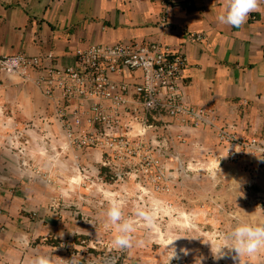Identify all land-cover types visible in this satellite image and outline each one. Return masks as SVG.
Segmentation results:
<instances>
[{"label": "crops", "instance_id": "1", "mask_svg": "<svg viewBox=\"0 0 264 264\" xmlns=\"http://www.w3.org/2000/svg\"><path fill=\"white\" fill-rule=\"evenodd\" d=\"M228 3L0 0V58L53 54L49 65L65 68L76 65L78 50L92 46L157 43L187 59L181 80L187 104L214 110L220 126L235 123L239 136L252 139L264 133V0H256L239 28L219 21ZM45 75L33 72L24 80L0 70V264H34L40 256L53 264H83V250L115 238L109 230L117 225L107 212L116 199L107 195L105 204L98 191L72 183L83 181L84 166L103 170L102 153L84 154L66 133L67 124L79 130L78 115L91 130L86 113L107 104L91 99L69 105L60 91L47 95L37 84ZM111 78L134 86L141 71ZM147 121L153 129L144 141L165 146L162 159L170 169H194L177 173L166 196L187 222L202 219L210 233L206 243H225L222 236L239 223L264 225V168L255 157L230 160V147L209 128L164 114ZM218 229L222 240L213 236ZM225 253L223 259L237 255Z\"/></svg>", "mask_w": 264, "mask_h": 264}, {"label": "built area", "instance_id": "2", "mask_svg": "<svg viewBox=\"0 0 264 264\" xmlns=\"http://www.w3.org/2000/svg\"><path fill=\"white\" fill-rule=\"evenodd\" d=\"M76 56L75 66L60 68L49 65L54 60L53 54L34 57L18 54L0 58V70L24 80H29L33 72H45V77L37 84L45 86L47 95L60 91L69 105L73 101L91 99L107 104L98 103L86 113L91 130L82 127L79 115L75 121L79 130L69 124L66 130L70 143L84 154L102 153L100 164L106 169L105 175L102 169L87 166L80 169L83 186L104 195L105 201L115 184L125 179L138 180L142 194L153 195L170 192L177 173L194 170L182 164L171 170L162 159L165 146L156 141L149 145L145 143L144 137L153 129V125L148 124V116L158 119L164 114L194 129L209 128L217 134L221 144L230 147V160L237 161L244 155H251L264 168V133L245 139L237 134L235 123L220 126L214 110L187 104L181 85L187 65L183 52L146 42L92 46L78 50ZM127 71H141V82L130 86L111 78L113 74L123 75ZM134 131L137 133L132 134ZM91 169L97 170L98 175L94 178L102 182L101 188L94 182L86 185V181H92L94 176L90 175ZM154 206L157 214L164 218V210L172 207L163 201ZM157 219L162 231L165 220L158 215Z\"/></svg>", "mask_w": 264, "mask_h": 264}, {"label": "rangeland", "instance_id": "3", "mask_svg": "<svg viewBox=\"0 0 264 264\" xmlns=\"http://www.w3.org/2000/svg\"><path fill=\"white\" fill-rule=\"evenodd\" d=\"M95 169H91L90 175L94 176L92 181H86V185H92L94 182L98 185H96L97 187L101 188L102 182L94 178L98 175ZM124 170L126 169L124 168ZM81 182L83 181L76 179L72 181L74 184ZM115 185L109 197L115 198L120 207L123 219L120 223L129 222L133 228V231L129 233L132 237V246L119 248L114 245V239L105 240L102 245H96V249H85L81 252L83 264H117L119 261L122 264H264V257L260 254V251L261 253L264 252V247L252 255L245 254L237 259L217 257L215 253H219L220 249L226 247V244L224 242L215 245L206 243L210 239V233L209 229H205L206 226L204 227L202 219L197 220L195 214L196 220L192 219V221L187 222L175 210L174 204L168 198L169 196H166L170 192H159L153 195L142 194L139 181L131 178ZM84 187L86 188V186ZM116 192L118 194H112ZM98 197L105 204L108 202L103 199L104 195L98 194ZM161 201L172 205L170 210H164L165 218L162 217V214H157V208L154 206ZM140 212L153 214V221L149 223L143 216L139 215ZM157 215L165 220L162 223V231L156 223ZM109 232L115 236L119 234L117 226L110 229ZM220 234L218 229L213 236L220 239ZM175 250L177 252L176 258H174ZM224 251L227 253L234 252L228 249ZM184 252L188 253L189 256ZM203 252H209L211 256H205V258ZM74 264L82 263L76 262Z\"/></svg>", "mask_w": 264, "mask_h": 264}, {"label": "clouds", "instance_id": "4", "mask_svg": "<svg viewBox=\"0 0 264 264\" xmlns=\"http://www.w3.org/2000/svg\"><path fill=\"white\" fill-rule=\"evenodd\" d=\"M255 8L256 0H229L227 10L219 16V21L239 28L245 23L249 13ZM107 215L109 220L117 225L119 232L114 238V245L119 248H130L132 246V237L129 233L133 231V228L129 222L120 223L122 213L119 205L113 202ZM139 215L143 216L149 223L153 221V214L140 212ZM222 239L225 241L226 247L220 249V258L226 255L225 249L234 251L237 254L233 259L245 254L252 255L261 247H264V225L239 223L230 234L222 236ZM176 257L177 252L174 258ZM34 264H53V262L49 257L40 256L35 259Z\"/></svg>", "mask_w": 264, "mask_h": 264}]
</instances>
